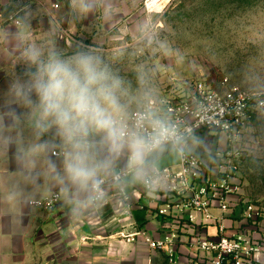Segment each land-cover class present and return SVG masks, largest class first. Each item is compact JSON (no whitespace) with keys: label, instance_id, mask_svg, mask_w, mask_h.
<instances>
[{"label":"crops","instance_id":"1","mask_svg":"<svg viewBox=\"0 0 264 264\" xmlns=\"http://www.w3.org/2000/svg\"><path fill=\"white\" fill-rule=\"evenodd\" d=\"M87 2L91 7L84 15L86 27L91 25L93 33L100 36L113 22L117 26L123 24L122 28L125 23L139 22L141 16L138 14L143 12L141 0ZM84 3L85 0H79L76 5L83 7ZM54 4L59 3L54 1L51 7ZM37 6L36 19L42 25L63 17L52 15L46 0L38 1ZM69 16L63 21L72 20ZM75 17L83 15L75 14ZM4 33L8 39L6 43H10L13 50L25 48L24 43L27 47L35 39L42 53H55L58 49L50 39L58 35L56 30L37 29L34 32L12 26ZM29 47V50L35 49ZM9 68L0 62V264H169L164 254L149 251L141 240L129 245L116 236L123 230L144 228L159 239L174 227L168 218L157 216L158 207L164 204L158 192L144 189L143 182L153 173L152 167L145 168L142 178L136 179L132 174L124 181L132 205L130 215L112 193L102 202L93 204L92 192H78L67 179L65 164L71 145L57 125L52 124L46 130L36 127L38 113L24 102L22 81ZM104 135L90 130L86 137L92 145L91 151L101 159L113 155L104 142ZM221 138L222 147L218 149ZM206 140L191 141L186 150L210 163L212 152L226 148V139L217 136L214 145ZM55 151L58 156L53 155ZM127 160L125 149L114 156L111 168L99 177L109 179L126 169ZM56 192L63 195V200L52 212L39 211L29 205L30 201ZM237 225L235 221V227ZM206 232L209 238H216L212 226ZM184 233L183 242L178 245L179 264H189L191 255L185 243L191 235L187 230Z\"/></svg>","mask_w":264,"mask_h":264},{"label":"rangeland","instance_id":"2","mask_svg":"<svg viewBox=\"0 0 264 264\" xmlns=\"http://www.w3.org/2000/svg\"><path fill=\"white\" fill-rule=\"evenodd\" d=\"M38 1L42 0H0V62L11 66L22 84L37 71L28 54L29 45L38 51V42L13 50L4 37L12 26L56 30L58 35L50 39L63 60L71 61L79 53L99 57L121 82L117 95L123 111L116 119L129 116L152 97L188 96L198 84L216 89L227 81L244 90L264 91V0H174L154 14L145 11L141 0L139 22L125 23L124 28L113 22L103 36L93 33L91 25L86 27L87 11L76 5L79 0H46L50 7L59 3L52 5V15L63 16L47 25L36 19ZM65 16L72 20L63 21ZM39 53L45 61L50 55ZM32 98L38 99L35 94ZM214 139L206 141L214 145ZM226 145L239 155L238 197L264 208V116Z\"/></svg>","mask_w":264,"mask_h":264},{"label":"built area","instance_id":"3","mask_svg":"<svg viewBox=\"0 0 264 264\" xmlns=\"http://www.w3.org/2000/svg\"><path fill=\"white\" fill-rule=\"evenodd\" d=\"M174 0H144L148 14L159 13ZM155 116L172 124L179 135L177 149L181 165L162 173L154 168L143 182L147 192L156 191L163 200L157 216L168 218L174 225L156 239L144 228L121 231L116 236L126 244L141 240L149 251L164 254L169 264H179V243L186 240L191 254L189 264H264V208L243 200L237 179L239 156L235 151L216 150L210 163L190 154L186 146L191 141L223 136L227 143L239 140L252 122L264 116V91L244 90L227 81L216 89L198 84L188 96L165 95L149 98L129 116L117 119L128 132H134L139 114ZM151 131L145 125L140 131ZM54 156L59 154L55 151ZM133 174L128 168L111 178L99 177L103 195L92 192L93 204L102 202L109 193L119 199L130 215L132 205L124 181ZM63 200L61 193L29 202L32 208L52 212ZM215 212L218 214L216 215ZM235 221L237 227H235ZM209 226L216 238L207 236ZM184 235V236H183Z\"/></svg>","mask_w":264,"mask_h":264},{"label":"clouds","instance_id":"4","mask_svg":"<svg viewBox=\"0 0 264 264\" xmlns=\"http://www.w3.org/2000/svg\"><path fill=\"white\" fill-rule=\"evenodd\" d=\"M90 7L85 0L84 10ZM28 55L38 68L32 79L21 86L23 100L38 113L37 128L46 130L55 124L71 145L65 172L78 192L103 195L100 173L110 169L114 156L125 149L127 168L136 179L142 178L151 163L150 156L164 151L169 144L178 150L179 135L174 126L163 119L141 113L136 121L138 130L131 133L118 123L115 114L123 111L117 95L121 82L102 66L99 57L79 53L66 61L53 52L45 61L34 49ZM33 94L38 98L36 101L32 99ZM146 124L151 131H140ZM90 130L105 134L104 142L112 156L101 159L91 151L92 145L86 139Z\"/></svg>","mask_w":264,"mask_h":264},{"label":"water","instance_id":"5","mask_svg":"<svg viewBox=\"0 0 264 264\" xmlns=\"http://www.w3.org/2000/svg\"><path fill=\"white\" fill-rule=\"evenodd\" d=\"M181 158V152L174 150L169 144L164 151L149 157L151 163L147 167H152L157 172L162 173L166 169L179 167L181 165Z\"/></svg>","mask_w":264,"mask_h":264}]
</instances>
